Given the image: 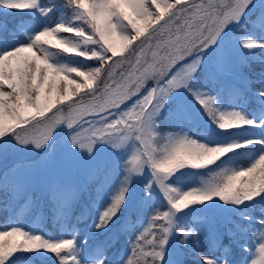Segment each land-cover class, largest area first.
I'll return each mask as SVG.
<instances>
[{"label": "snow or ice", "instance_id": "snow-or-ice-1", "mask_svg": "<svg viewBox=\"0 0 264 264\" xmlns=\"http://www.w3.org/2000/svg\"><path fill=\"white\" fill-rule=\"evenodd\" d=\"M0 14L28 18L0 35V159L114 168L94 171L71 227L76 191L46 182L65 193L54 235L24 221L37 164L6 165L0 264H264V0H0ZM236 60L260 69L243 94L217 67ZM132 215L118 256L89 243Z\"/></svg>", "mask_w": 264, "mask_h": 264}, {"label": "trees", "instance_id": "trees-1", "mask_svg": "<svg viewBox=\"0 0 264 264\" xmlns=\"http://www.w3.org/2000/svg\"><path fill=\"white\" fill-rule=\"evenodd\" d=\"M13 13L16 12V10H11ZM27 17L20 16V15H3L0 14V35H11L13 31L16 29L17 25L21 22H27ZM61 35H68V34H61ZM234 65V73L237 74L236 78H234L230 71H228L224 76L222 77V80L226 84H234L239 91V93L243 94L246 91L245 86V80H251L255 81L257 77L259 76L260 69L258 67H251L244 62L240 60H236L233 62ZM234 79V81H232ZM238 79V80H236ZM149 84L152 82L149 81ZM258 85L255 83L252 84V89L254 90ZM5 91H8L7 88L4 89ZM191 125L185 123V128L190 127ZM178 129L175 127H167L165 128V131H177ZM34 158L38 159L41 158L40 156L36 155L34 152L31 156L26 158H16L12 161L11 164L8 166H12L14 163H31ZM42 159V158H41ZM243 163V161H241ZM5 169L0 172V175L4 172ZM89 186L86 187L84 185H81L79 188H77L75 191L77 193V200L75 204L72 207L70 218L67 221V226L71 227L72 224H76V217L81 215V212L85 209V207L88 205L90 199L95 193L96 190V180L93 178L89 181ZM29 195L32 197V200L34 202L31 210L25 215L24 221L25 222H33V223H41L43 228L54 235L59 233V225L57 224L56 220L53 217V213L56 211V208L53 206L56 201L62 200L58 196L56 197V201H53L51 197L48 195L47 190H44L43 188L39 189L36 185H33L32 188L29 191ZM10 196V192H9ZM22 203L23 201H19ZM11 203L8 196H5L2 192H0V225H3L8 220L9 213L5 211V205ZM161 210H164L161 208ZM94 214V213H93ZM130 223L126 227L124 231H119L117 229H114L113 232L107 234L106 236H99L95 238V240H90L89 243H99L103 241H107L111 244V247L109 248V255H112L114 257L118 256L120 251L126 246L127 241L129 239V236L131 233H133L136 230V216L132 215L130 217ZM90 223V219L88 220H82L77 226L80 228L85 227L86 224ZM243 242V240H241ZM189 260L192 259V257H188Z\"/></svg>", "mask_w": 264, "mask_h": 264}, {"label": "rangeland", "instance_id": "rangeland-1", "mask_svg": "<svg viewBox=\"0 0 264 264\" xmlns=\"http://www.w3.org/2000/svg\"><path fill=\"white\" fill-rule=\"evenodd\" d=\"M138 43V42H137ZM218 69L222 72V77L224 76V73L226 70L230 71L232 73L233 77L236 78L237 74L234 73V65L227 67L223 65V62H219L217 65ZM225 80V78H224ZM238 80V79H236ZM234 81V79L232 80ZM151 85V84H149ZM34 152H13L10 153L7 160L4 161L3 159H0V172H2L3 169H5L6 165L12 163V161L16 158H26L33 154ZM41 158H34V160L31 163L37 164V167L33 168L31 171V175L34 178H40L36 179V182L33 185H36L39 189L43 188L44 190H47V181L51 180L54 182H66L69 183L74 190L79 188L81 185L86 186L87 188L89 186V181L91 178L94 177V171L97 168H108L111 171H114L112 161L110 157H104L102 158V161L99 165H74L69 162H67L62 156L57 158V161L53 164H49L45 166L44 163L41 162ZM41 179H43L45 182L42 183ZM65 193L59 192L57 193V196L61 199L64 198Z\"/></svg>", "mask_w": 264, "mask_h": 264}]
</instances>
